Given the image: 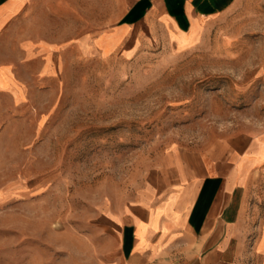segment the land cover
Returning a JSON list of instances; mask_svg holds the SVG:
<instances>
[{"label": "rangeland", "instance_id": "374dc122", "mask_svg": "<svg viewBox=\"0 0 264 264\" xmlns=\"http://www.w3.org/2000/svg\"><path fill=\"white\" fill-rule=\"evenodd\" d=\"M66 16L46 30L66 38L60 78L16 102L0 94V264H123L115 218L172 152L264 130V4L195 45L145 39L134 53L80 49L75 35L101 30ZM249 203L240 262L264 264V181Z\"/></svg>", "mask_w": 264, "mask_h": 264}, {"label": "crops", "instance_id": "0c3cea01", "mask_svg": "<svg viewBox=\"0 0 264 264\" xmlns=\"http://www.w3.org/2000/svg\"><path fill=\"white\" fill-rule=\"evenodd\" d=\"M264 0H0V94L16 102L35 79H59L66 38L91 52L134 53L145 39L179 49L195 45L226 14ZM56 15V19L54 15ZM171 165L115 221L122 230L123 264H241L249 201L264 181V130L198 151L172 152ZM169 169V170H167ZM264 232V230H263ZM263 235V234H262ZM263 250V249H262Z\"/></svg>", "mask_w": 264, "mask_h": 264}]
</instances>
